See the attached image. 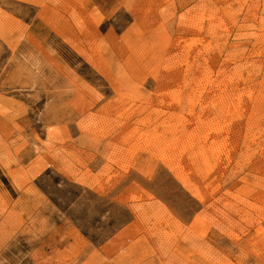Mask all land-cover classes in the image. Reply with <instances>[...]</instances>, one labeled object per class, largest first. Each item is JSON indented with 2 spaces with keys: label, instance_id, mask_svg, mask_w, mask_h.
<instances>
[{
  "label": "rangeland",
  "instance_id": "obj_1",
  "mask_svg": "<svg viewBox=\"0 0 264 264\" xmlns=\"http://www.w3.org/2000/svg\"><path fill=\"white\" fill-rule=\"evenodd\" d=\"M0 264H264V0H0Z\"/></svg>",
  "mask_w": 264,
  "mask_h": 264
}]
</instances>
